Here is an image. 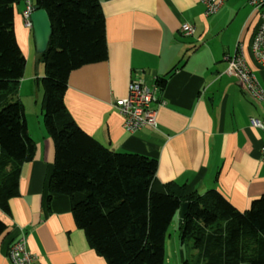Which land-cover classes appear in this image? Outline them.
Instances as JSON below:
<instances>
[{
	"label": "crops",
	"instance_id": "1",
	"mask_svg": "<svg viewBox=\"0 0 264 264\" xmlns=\"http://www.w3.org/2000/svg\"><path fill=\"white\" fill-rule=\"evenodd\" d=\"M99 2L108 58L69 76L64 101L76 124L113 153L156 160L159 184L185 186L186 195L217 190L238 211H247L264 195V132L250 124L251 119L264 122V104L237 74L227 72L226 58L242 46L264 90V67L251 54L259 15L249 12L235 25L233 15L226 17L237 8L234 0L212 16L205 15L200 0ZM29 3L34 8L37 0L15 5L14 28L27 60L19 98L36 153L23 166L10 212L0 209L7 226L0 236V264H12L9 250L22 236L37 264H108L76 225L70 198L55 194L48 200L55 143L44 124L45 67L33 29L25 23ZM184 24L195 27L193 36L182 34ZM162 79L166 84L156 95L165 105L155 106L158 128L127 133L117 101L127 96L132 80L153 89Z\"/></svg>",
	"mask_w": 264,
	"mask_h": 264
},
{
	"label": "trees",
	"instance_id": "2",
	"mask_svg": "<svg viewBox=\"0 0 264 264\" xmlns=\"http://www.w3.org/2000/svg\"><path fill=\"white\" fill-rule=\"evenodd\" d=\"M21 1L0 0V209L5 213L19 196L23 166L36 153L19 98L27 63L14 28ZM36 5L53 27L41 54L44 124L55 143L48 200L55 194L70 198L76 225L108 264H164L166 237L184 202L192 204L180 218L190 256L184 264H264V195L244 212L217 190L186 195L185 186L156 181V160L113 153L72 118L64 101L70 74L108 58L99 0H37ZM158 84L164 88L166 80ZM6 229L0 220V236Z\"/></svg>",
	"mask_w": 264,
	"mask_h": 264
},
{
	"label": "built area",
	"instance_id": "3",
	"mask_svg": "<svg viewBox=\"0 0 264 264\" xmlns=\"http://www.w3.org/2000/svg\"><path fill=\"white\" fill-rule=\"evenodd\" d=\"M228 0H200L205 8V15L217 14ZM254 12L260 17V24L252 38L251 54L255 62L264 67V0H250ZM33 12L31 3L25 11V23L32 27L30 16ZM195 27L184 24L181 28L185 36H193ZM228 73H235L240 78L246 89L259 102L264 104V90L256 75L249 69L242 46H238L235 55L226 58ZM160 86L153 89L142 80H132L128 85L127 96L116 103V109L124 117V129L129 134H135L146 127L158 128L157 111L155 106H164V101H159L156 92ZM251 126L264 132V122L258 119L250 120ZM264 158V147L261 151ZM9 258L12 264H37L35 257L28 250L27 239L22 236L9 250Z\"/></svg>",
	"mask_w": 264,
	"mask_h": 264
},
{
	"label": "rangeland",
	"instance_id": "4",
	"mask_svg": "<svg viewBox=\"0 0 264 264\" xmlns=\"http://www.w3.org/2000/svg\"><path fill=\"white\" fill-rule=\"evenodd\" d=\"M237 8L233 14L227 13L226 17L230 20L233 15L235 17V25H239L249 12H254L253 6L250 5V0H234ZM238 14V18L237 17ZM225 18V20L227 19ZM235 29V28H234ZM165 262L164 264H184L186 259H190L189 249L186 243H182L180 235V219L175 218L169 228L165 242Z\"/></svg>",
	"mask_w": 264,
	"mask_h": 264
},
{
	"label": "water",
	"instance_id": "5",
	"mask_svg": "<svg viewBox=\"0 0 264 264\" xmlns=\"http://www.w3.org/2000/svg\"><path fill=\"white\" fill-rule=\"evenodd\" d=\"M30 21L34 32L36 51L38 54H44L48 50L53 35L50 17L46 10L36 5L31 13ZM191 206L190 202L182 203L179 210V216L182 220L189 214Z\"/></svg>",
	"mask_w": 264,
	"mask_h": 264
}]
</instances>
